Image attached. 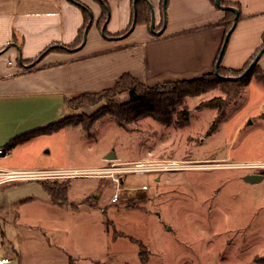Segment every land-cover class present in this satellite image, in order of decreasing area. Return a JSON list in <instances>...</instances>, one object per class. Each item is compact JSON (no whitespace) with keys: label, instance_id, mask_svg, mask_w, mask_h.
Masks as SVG:
<instances>
[{"label":"rangeland","instance_id":"374dc122","mask_svg":"<svg viewBox=\"0 0 264 264\" xmlns=\"http://www.w3.org/2000/svg\"><path fill=\"white\" fill-rule=\"evenodd\" d=\"M163 19L165 23V9ZM259 67L264 75V57ZM248 80L238 99L230 100L222 86L179 98L169 109L171 122L149 115L123 128L103 111L113 103H126L129 96L109 93L76 100L73 112L70 108L54 122L23 132L27 135L71 113L73 121L87 125L91 116H103L89 131L74 125L36 134L12 158L0 159L1 166L58 170L155 164L164 169L116 174L120 185L148 188L110 206L106 204L114 194V181L118 183L114 178L45 180L73 181L74 201L91 196L103 181L105 214L92 205L55 211L30 203L26 195H37L38 188L24 185L26 180L1 185L0 251L8 240L24 241L30 264H143L135 242L139 240L146 246L147 264H264V179L247 180L264 175V167L250 166L264 163V83L256 75ZM226 101V118L209 135L218 107ZM105 156L111 158L103 162Z\"/></svg>","mask_w":264,"mask_h":264},{"label":"crops","instance_id":"0c3cea01","mask_svg":"<svg viewBox=\"0 0 264 264\" xmlns=\"http://www.w3.org/2000/svg\"><path fill=\"white\" fill-rule=\"evenodd\" d=\"M107 1L111 17L105 26L110 34L128 30L135 19L136 0ZM223 1L238 7L240 18L230 36L222 67L239 72L264 44V0ZM77 2L86 5L95 18L85 43L71 52H52L34 62L49 46L76 41L85 24L84 12ZM136 7L143 16L151 9V15L156 17V31L164 28V32L153 33L143 17L130 35L105 37L104 27L99 25L102 6L96 0H0V148L28 129L54 122L58 115L71 111L68 101L73 97L114 88L125 74L147 86H157L194 81L214 71L226 39L228 10L219 8L212 0H138ZM27 142L8 149L11 155L0 159L12 158L13 152ZM109 158L105 156L102 161ZM37 180L30 178L24 183L38 188L37 195H26L30 203L47 204L55 211L69 209L71 205H92L105 214L103 181L90 191L93 195L76 201L71 200V181L69 203L60 205L44 188L46 179ZM114 182L113 193L120 194L119 203L122 198L133 199L137 192L148 188ZM114 194L106 205L118 204L113 203ZM32 210L39 212L34 207ZM8 242L0 253L12 257L14 264H30L26 243Z\"/></svg>","mask_w":264,"mask_h":264},{"label":"trees","instance_id":"16d2710c","mask_svg":"<svg viewBox=\"0 0 264 264\" xmlns=\"http://www.w3.org/2000/svg\"><path fill=\"white\" fill-rule=\"evenodd\" d=\"M96 1L102 6L103 14L101 16V19L99 20V25L100 27L103 28L104 25L107 26V23L111 17V11L107 0H96ZM167 1L168 0H166V2ZM212 1L216 4V0H212ZM77 3L80 5L82 12H84L85 24L81 29L80 34L76 39V41L73 42L71 45H64L61 43H56L51 45L43 52H41V54L35 60H33L34 62L41 61L43 57H45L47 54L52 52H56V51L71 52L72 50L78 49L84 43L83 40L85 33L87 30H90L92 28L95 18L93 12H91V10L86 5L84 6L79 2ZM222 4L225 6H234V4L225 2L223 0H222ZM149 8L150 7H148V10ZM150 10L144 16L139 10V15L137 18L136 25L141 24V22L143 21V17H145V21L147 20L148 25L151 26L150 21H151L152 10L151 11ZM227 18L226 19L228 21L226 27V35L230 32V30L234 26L233 21L235 18V14L232 11H228ZM132 23H131V27L128 30L116 35L110 34V32L108 31V27H106L103 35L105 37L130 35L132 33ZM154 29L156 30V28ZM222 48L223 45L221 46L219 53L221 52ZM262 48H264V44L257 52L259 53V51ZM258 53L253 57V59L249 63H247L243 67L242 70H239V72L222 67V62H223L222 60L218 67L220 74L223 77L224 76L233 77V76L241 75L249 68L248 66L254 61V58L258 55ZM220 54L217 59L216 65L220 58ZM216 65L212 73H209V75H206L202 78L194 79V81H178V83H164L163 85H157V86H149V85L147 86L144 83H141L136 77L132 76L131 74H125L120 78V80L118 81L117 85L114 88L103 90V92H95V93L88 92V93L79 94L73 97V99H70L68 103L70 107L73 109L74 107L78 106L74 103L76 100H80V99L87 100L88 97H94V96L101 97L109 93H121V94L126 93L129 96V100L126 103L119 105L113 103L108 109L106 110L104 109L105 112L103 111V114L107 113L111 115L116 119L119 125L125 128L126 124L130 123L131 121L138 120L147 117L149 115L156 117L162 122H171L172 117L171 115H168L169 109L178 103L179 98H182L184 96H190L202 92H208L210 89H213L217 86H222L223 89L227 90V96L230 98V100L238 99L237 97L240 95L242 89L250 84V81L248 79L250 78L251 75L252 76L256 75V79L259 82L264 83V75H262L261 72L259 71L260 61L254 66V69L251 73H249L244 78H240L238 81H232L229 79L222 80L216 73L217 71ZM227 105H228V101H226L224 105L218 107V116L216 117V119L214 120L213 124L210 127V131L208 133L209 135L217 131L222 121L225 120L227 115L225 112V107H227ZM180 115L182 116L181 119L185 123H187L188 122L187 116H184L182 112ZM102 117L103 116L101 113H98V115L95 116H91L90 117L91 121L89 122L88 125L84 124L83 120L73 121L74 118L72 116L65 117L54 124L44 127V129L30 132L27 135L15 137L7 145V149H13L15 146L29 141V139L34 137L36 134L39 135L44 133H55L67 126L84 125L83 126L84 129L89 131L88 129L89 127H92L94 121ZM43 184L48 194L52 196L53 200L56 203L60 205L69 203L68 190L70 187V182H65V183L58 182L57 184V181L55 182L44 181ZM135 242L139 245L140 256L143 264H147L148 256L144 254L146 252L145 244H143V242L139 240L138 241L136 240Z\"/></svg>","mask_w":264,"mask_h":264},{"label":"built area","instance_id":"2783aa9c","mask_svg":"<svg viewBox=\"0 0 264 264\" xmlns=\"http://www.w3.org/2000/svg\"><path fill=\"white\" fill-rule=\"evenodd\" d=\"M12 63V62H11ZM10 63V64H11ZM11 151L5 148H0V157H9ZM173 167H179L177 163L172 164ZM251 167H264V163H257L250 165ZM120 167V166H118ZM151 170V169H164L162 166L151 164H138L136 167L121 166L120 168L109 167H95V168H75V169H60V170H11L0 166V186L8 183H15L17 180H51V179H60V178H75V177H100L106 178L111 177L117 180L120 184L119 178L116 177V174L121 173H130V172H139L141 169ZM168 168V167H167ZM119 198L114 197L113 203H119ZM0 264H14V259L7 254L0 253Z\"/></svg>","mask_w":264,"mask_h":264},{"label":"water","instance_id":"95a60500","mask_svg":"<svg viewBox=\"0 0 264 264\" xmlns=\"http://www.w3.org/2000/svg\"><path fill=\"white\" fill-rule=\"evenodd\" d=\"M138 0L135 1V19H134V22H133V27H132V30H134L136 28V22H137V18H138V10H137V7H136V3H137ZM216 4L219 8H224L225 10H228V11H232L234 14H235V18H234V26L232 27V29L230 30V32L226 35V39H225V42L223 44V48L221 50V54H220V58L218 60V63L216 65V68H217V75L222 79H229V80H232V81H238L240 78H244L245 76H247L249 73H251L254 69V66L259 63V61L263 58L264 56V48H262L258 55L254 58V61L248 66L249 68L242 74L240 75L239 77H226V76H222L220 74V71H219V64L221 63V61L223 60V56H224V51L226 49V46L228 45L229 41H230V35L232 34V32L235 30V28L237 27V21L239 20L240 18V10L239 8L237 7H231V6H225L222 4V1L221 0H216ZM103 34L105 32V29H106V26L104 25L103 26ZM151 28H152V31L153 33H155L156 35H161L163 32H164V28H162L161 31H156L154 28H155V18H154V14H152V20H151ZM87 34H88V30L86 31V34H85V39L87 37ZM113 157V156H112ZM264 179V175L263 174H257V175H250V176H247V180H249L250 182L252 183H257L261 180Z\"/></svg>","mask_w":264,"mask_h":264},{"label":"bare ground","instance_id":"6f19581e","mask_svg":"<svg viewBox=\"0 0 264 264\" xmlns=\"http://www.w3.org/2000/svg\"><path fill=\"white\" fill-rule=\"evenodd\" d=\"M239 10H240V9H239ZM89 31H90V30H89ZM89 31H88V32H89ZM102 31H103V30H102ZM88 34H89V33H88ZM106 35H107V34H106ZM230 36H231V35H230ZM261 60H262V59H261ZM183 165H184V164H183ZM106 166H107V165H106ZM142 171H143V170H142ZM142 171H140V172H142ZM145 172H146V171H145ZM156 175H157V174H156Z\"/></svg>","mask_w":264,"mask_h":264}]
</instances>
